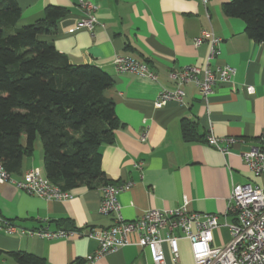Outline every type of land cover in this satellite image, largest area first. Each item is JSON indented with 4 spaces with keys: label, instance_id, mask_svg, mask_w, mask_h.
Segmentation results:
<instances>
[{
    "label": "crops",
    "instance_id": "obj_1",
    "mask_svg": "<svg viewBox=\"0 0 264 264\" xmlns=\"http://www.w3.org/2000/svg\"><path fill=\"white\" fill-rule=\"evenodd\" d=\"M79 1L16 0L21 11L16 26L44 18L46 6L61 8L64 15L57 20L54 32L40 39L52 43L71 64L94 65L111 77L105 96L113 101L121 126L114 130L113 143L100 146V166L107 182L132 183L117 193L122 217L133 220L149 208L177 207L186 199L189 210L213 213L222 221L233 185L262 184L240 153L256 145L257 136L264 132V42L246 35L243 20L223 14L221 5L230 0H206L205 4L203 0H81L95 7L91 13L97 23L92 33L79 26L85 14ZM203 29L220 39L211 67H233L231 81L215 85L205 99L187 83L182 101L155 107L153 102L162 88H175L168 74L171 69L205 65L207 41L198 46L193 42ZM115 54L147 64L157 79L115 71ZM247 86L254 88L253 93H247ZM182 119L195 123L197 139L182 137ZM210 133L237 141L222 153L206 142ZM21 163V173L11 174L13 179L29 169L45 174L39 137L33 154L23 157ZM137 163H141L140 169ZM101 186L75 187L70 199L58 201L28 194L12 182L0 183V221L31 230L86 232L110 226L113 215H101L98 210ZM226 219L232 221L233 215H226ZM222 230L226 231V241ZM128 239L129 244L107 252L92 264L149 263L148 252L134 245L137 235L132 233ZM228 239L226 227L213 230V245L221 246ZM97 247L94 239L78 235L45 239L0 231V264H22L15 257L17 252L30 254L42 264H75ZM165 253L171 264L167 249ZM187 263L180 255V264Z\"/></svg>",
    "mask_w": 264,
    "mask_h": 264
},
{
    "label": "trees",
    "instance_id": "obj_2",
    "mask_svg": "<svg viewBox=\"0 0 264 264\" xmlns=\"http://www.w3.org/2000/svg\"><path fill=\"white\" fill-rule=\"evenodd\" d=\"M221 8L225 16L243 20L249 38L264 42V0H230ZM20 14L16 0H0L1 164L8 173L20 174L22 158L33 154L39 137L44 173L52 183L64 190L108 183L100 146L113 143L121 126L113 101L105 96L111 77L94 65L71 64L40 39L54 32L64 10L46 6L44 18L17 27ZM195 128L181 120L185 140L197 139ZM15 257L22 264H42L24 252Z\"/></svg>",
    "mask_w": 264,
    "mask_h": 264
},
{
    "label": "built area",
    "instance_id": "obj_3",
    "mask_svg": "<svg viewBox=\"0 0 264 264\" xmlns=\"http://www.w3.org/2000/svg\"><path fill=\"white\" fill-rule=\"evenodd\" d=\"M206 3V0H203ZM84 10V16L79 21V26L90 33L97 23L96 17L91 13L93 4L79 1ZM207 41L208 50L205 65L202 67L184 65L169 71V78L175 83L172 90L162 88L153 104L160 107L168 101H182L185 95L183 86L192 83L201 97L205 99L215 85L229 83L235 74V69L229 65L211 67L210 60L217 57L219 37L210 30H201L200 35L194 39L198 46ZM115 71L131 73L141 78L157 79V74L149 66L129 55L115 54L112 59ZM248 94L254 88L247 86ZM237 139L233 137L217 138L211 133L206 137V142L226 153L229 146ZM254 176L261 180V185L251 183L236 184L231 188L228 197L226 212L222 221L213 213L197 212L188 209V201L177 207L159 209L149 208L139 217L126 220L120 213L117 193L131 187V182L121 185L105 183L101 186L99 213L113 215V222L107 227H92L86 232L80 229H25L11 221L1 220L0 231L6 234H29L39 238H68L70 236H83L94 239L98 247L94 253L87 255L80 264H92L96 259L107 252L129 244V235L135 233L137 240L134 245L145 249L149 255V263L168 264L166 261L167 249L171 264H180L179 241L188 243L191 264H264V132L256 138V145L240 153ZM136 166L140 169L141 163ZM12 182L15 187L24 192L42 197L46 200H68L72 197L71 190L61 189L52 183L48 177L37 169L25 171L19 179H13L0 162V183ZM233 215L232 221H227L226 215ZM224 226L228 230L229 239L221 245L215 246L213 230ZM166 248V249H165Z\"/></svg>",
    "mask_w": 264,
    "mask_h": 264
},
{
    "label": "rangeland",
    "instance_id": "obj_4",
    "mask_svg": "<svg viewBox=\"0 0 264 264\" xmlns=\"http://www.w3.org/2000/svg\"><path fill=\"white\" fill-rule=\"evenodd\" d=\"M221 237L223 238L224 241L227 240L226 239L227 236H226V231L225 230L221 231ZM179 248H180V255L185 259L186 262H188L187 264H191V255H190V251H189V247H188L187 241L180 240L179 241Z\"/></svg>",
    "mask_w": 264,
    "mask_h": 264
}]
</instances>
